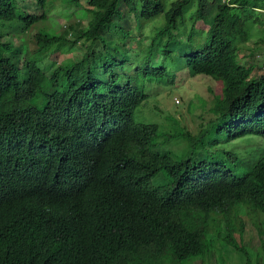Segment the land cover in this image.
I'll return each instance as SVG.
<instances>
[{
  "label": "trees",
  "instance_id": "obj_1",
  "mask_svg": "<svg viewBox=\"0 0 264 264\" xmlns=\"http://www.w3.org/2000/svg\"><path fill=\"white\" fill-rule=\"evenodd\" d=\"M32 1L40 13L0 0V264H190L215 246L210 233L243 251L233 233L241 206L264 213V154L240 173L237 154L217 146L264 139V67L240 59L264 0H68L87 23L40 29L27 51L21 36L49 18L48 0ZM158 16L151 42L121 55ZM8 36L27 51L22 64ZM78 42L83 55L61 60ZM178 59L224 82L195 134L135 119L145 84L172 81ZM162 136L188 141L180 158L158 150ZM159 173L166 183L154 182Z\"/></svg>",
  "mask_w": 264,
  "mask_h": 264
},
{
  "label": "rangeland",
  "instance_id": "obj_2",
  "mask_svg": "<svg viewBox=\"0 0 264 264\" xmlns=\"http://www.w3.org/2000/svg\"><path fill=\"white\" fill-rule=\"evenodd\" d=\"M26 11L41 12V8L37 6L32 0H18ZM84 5H87V0H81ZM173 0H167L168 4ZM194 9V8H191ZM187 14V23L185 28H181L184 37L179 41V45L187 44V36L191 30V20L189 19L190 12ZM48 15L46 21H40L36 26L23 34L21 38L24 39L27 51L37 49L35 35L42 29L47 33L61 35L70 24H75L78 19L83 18L84 24L87 23L88 14L83 6L76 7L68 2V0H48ZM214 15L210 18L212 20ZM209 21H200L196 25V30L203 31L205 34L209 28ZM164 21L163 16H158L145 25L140 39H132L129 42L128 49L124 47L120 52L121 55L125 52V57H133L139 54L138 46H147L151 42V33L154 27L159 26ZM137 33V30L135 31ZM251 36L245 44H243L240 52L241 62L246 64H255L264 67V24L255 25L250 30ZM197 40V37H194ZM202 41L203 37L200 36ZM5 41H11L16 44V54L19 57V64H22L26 58V52L21 48L18 37H6ZM141 41L138 44V41ZM127 49V51L125 50ZM85 52L82 42H78L70 52L65 51L60 54L61 60L66 58L77 59ZM21 58V59H20ZM158 59L154 65H161L162 57ZM184 60H177L175 69L172 72L171 80L155 79L145 84V90L151 94L149 99L140 105L135 113V119L139 122L157 123L160 125L162 131L177 135L183 128L197 133L200 129L201 123L208 121L212 114L209 109L216 101V99L223 95L224 82L216 80L213 77L205 74H194L191 70L184 67ZM52 67L48 71L51 72ZM264 70V68H263ZM165 139V142L159 144L158 150L161 152H170L171 154L179 155V158L188 147V141L182 137L177 140H166V136L159 138ZM218 148L225 151H231L237 154L239 160L240 173L246 172L248 166L245 163H254L258 161L264 154V139L256 135H248L236 140L221 142ZM202 155V153L200 154ZM178 158V157H177ZM236 162V161H235ZM234 162V163H235ZM253 165V164H252ZM251 165V166H252ZM154 182L158 184L166 183L167 180L163 173H159ZM239 216L242 217L243 231L240 233L239 229L234 231V237L239 245L244 249H234L226 241H215V234L210 233L209 238L215 243L206 254L194 259L190 264H246L247 256L244 251H247L255 264L257 261L264 264V246L262 245L261 236L264 238V213L257 216H251L248 209L241 206ZM226 231H223L225 235Z\"/></svg>",
  "mask_w": 264,
  "mask_h": 264
}]
</instances>
